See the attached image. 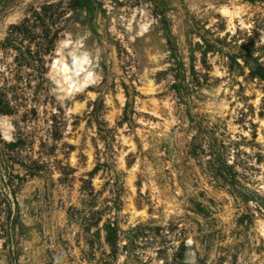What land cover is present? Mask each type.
I'll use <instances>...</instances> for the list:
<instances>
[{"label":"rangeland","instance_id":"1","mask_svg":"<svg viewBox=\"0 0 264 264\" xmlns=\"http://www.w3.org/2000/svg\"><path fill=\"white\" fill-rule=\"evenodd\" d=\"M0 264H264V0H0Z\"/></svg>","mask_w":264,"mask_h":264},{"label":"bare ground","instance_id":"2","mask_svg":"<svg viewBox=\"0 0 264 264\" xmlns=\"http://www.w3.org/2000/svg\"><path fill=\"white\" fill-rule=\"evenodd\" d=\"M238 10L231 11L227 6L222 7V12L234 18ZM69 44L65 39L51 63L53 72L57 73L59 85L67 96L83 91L95 79L90 64V56L84 50H73L67 57L61 55V50Z\"/></svg>","mask_w":264,"mask_h":264}]
</instances>
